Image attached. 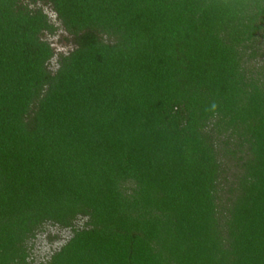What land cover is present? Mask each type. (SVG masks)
Returning <instances> with one entry per match:
<instances>
[{
  "label": "trees",
  "instance_id": "trees-1",
  "mask_svg": "<svg viewBox=\"0 0 264 264\" xmlns=\"http://www.w3.org/2000/svg\"><path fill=\"white\" fill-rule=\"evenodd\" d=\"M263 43L264 0H0V264H264Z\"/></svg>",
  "mask_w": 264,
  "mask_h": 264
},
{
  "label": "rangeland",
  "instance_id": "rangeland-1",
  "mask_svg": "<svg viewBox=\"0 0 264 264\" xmlns=\"http://www.w3.org/2000/svg\"><path fill=\"white\" fill-rule=\"evenodd\" d=\"M29 7L33 6L28 5V8ZM37 7L41 8L47 17L48 23L54 27L53 32L49 33L47 31H43L40 35L41 39L47 42L53 50V55L48 61L49 69L52 71L57 65V55L66 54L70 49H72V44L69 41V34L63 30L60 22L56 19L55 13L47 5L36 3L35 8ZM261 51L264 52V43ZM262 60H264V57L261 58L257 56L249 62V65H259L262 63ZM223 161L229 160H226V158L223 157ZM80 224L81 220H77L76 225L79 226ZM47 236H56L57 238L49 241ZM69 236L70 231L68 229H58L54 226L45 225L44 228L39 231L33 239L30 240L31 247L29 250V257L34 263L45 261L52 250L60 246Z\"/></svg>",
  "mask_w": 264,
  "mask_h": 264
}]
</instances>
